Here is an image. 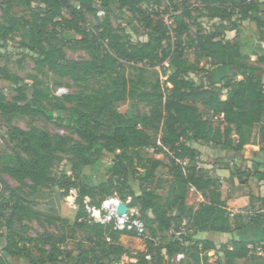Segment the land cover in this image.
Wrapping results in <instances>:
<instances>
[{
	"label": "trees",
	"instance_id": "obj_1",
	"mask_svg": "<svg viewBox=\"0 0 264 264\" xmlns=\"http://www.w3.org/2000/svg\"><path fill=\"white\" fill-rule=\"evenodd\" d=\"M33 1L43 9L33 10ZM162 1L0 0V49H7L10 40L20 35L30 38L27 47L37 55V75L27 80L0 67V79L15 92L9 99L0 90V124L6 126L0 180L8 176L19 184L5 186L0 195V217L6 220V231L0 234L6 239L0 264H13L9 259L31 264H165L180 252L189 255L192 264H210L209 253L219 254L217 264L246 260L264 264V257L257 255L258 248L264 254V211L247 216L248 222L243 215L231 218L230 197H223L218 178L199 168L200 152L190 146L195 141L241 153L247 132L255 128L264 146V81L259 66L264 65V56L259 65L250 64L240 43L225 41L222 33L235 31L244 22L255 23L264 32V0H167L174 6L177 1L186 3L188 18L195 10L220 22L217 30L195 36L189 35L188 24L167 26L159 13L146 8L151 4L161 8ZM22 6L28 8V15L14 13ZM98 10L105 16L91 25L90 18L100 19ZM120 21L129 26L136 22L147 41L134 44L127 30L115 24ZM64 32H72L73 37H61ZM67 48L85 52L88 59H68ZM190 52L197 61L189 59ZM199 59L207 60L211 68L201 69ZM149 67H160L161 72L151 77ZM199 73L203 81L197 85L190 75ZM49 75L57 77L56 87L76 91L53 95L43 79ZM39 117L62 122L68 135L38 128L33 122ZM27 118H31L28 130L14 126L15 120ZM150 149L163 154L169 165L144 155ZM106 156L111 164L101 179L86 175L87 169L101 167ZM65 160L71 164L72 176L66 171L54 173ZM252 164L264 177V163ZM164 167L170 179L158 173ZM235 175L247 176L240 170ZM52 188L61 190L65 198L77 191L74 219L44 216L30 201L39 189ZM166 189V194L160 193ZM192 191L203 199L197 208L188 204ZM113 197L130 198L129 205L140 209L153 236L187 222V245L170 237L159 248L146 241L147 250L133 254L121 238L143 240L144 235L131 228L114 231L108 225L89 223L88 207L101 209ZM247 198L245 209L264 204V198L251 193ZM35 221H45L56 231L32 237L30 224ZM240 231L246 238L253 232V240L237 238ZM206 232L234 238L221 246L196 240L197 234ZM69 241H74V248L69 249ZM147 253L153 255L152 261L146 260Z\"/></svg>",
	"mask_w": 264,
	"mask_h": 264
},
{
	"label": "rangeland",
	"instance_id": "obj_2",
	"mask_svg": "<svg viewBox=\"0 0 264 264\" xmlns=\"http://www.w3.org/2000/svg\"><path fill=\"white\" fill-rule=\"evenodd\" d=\"M163 4L161 6L162 9V18L168 21L169 23H185L189 25V35L190 36H195L197 32H204V33H209L217 30V27L219 26L220 22L214 21L209 19L205 13L202 11H191L192 12V17L188 18L186 15H184V12L186 11V3H181V1H177L176 6L172 5L170 2L167 0L162 1ZM147 3L144 5L146 6ZM32 8L35 11H40L43 9V6L39 4L37 1H33L32 3ZM29 10L27 7L22 6V8H17L15 10V14L17 15H23L26 13V15L29 14ZM161 15V14H160ZM3 17V10L0 7V20ZM130 17V15L128 16ZM161 17V16H160ZM100 19H91L90 18V24L91 25H96L99 24L102 20ZM116 25H122L127 30L128 35H130V39L134 44L142 41H147V34L146 32H143L139 29L138 25L136 22H133V26H129L126 21H120L118 23H115ZM227 29L231 27V23H227ZM223 33V39L225 41H231V42H238L240 43L241 46V51L242 54L246 55L249 59L250 64H258V59L262 56H264V32L261 31L255 23L252 22H244L239 24V27L235 31H224L222 30ZM64 37L66 39H70L73 37L72 32H64L61 34V37ZM174 37V34L172 36V39ZM184 40H186L184 38ZM174 41V40H173ZM180 42H178L179 44ZM30 44V38H27L26 40L22 39L20 35H16L13 39L10 40L9 46L7 49H0V52L2 53L3 57L0 60V67H8V69L13 73L18 76H20L23 79H28L29 76L31 75H37V70L36 66L34 63V59L37 57L35 52H33L30 48L27 47V45ZM66 54L68 59L74 60V61H81L88 59V55L85 52L79 51V52H74L70 49H66ZM189 59L191 61H197V59L194 57L192 52H190ZM199 67L201 69L204 68H209V62L205 59H199L198 60ZM261 67V76L264 81V65H259ZM211 68V67H210ZM149 71L151 72L149 75L151 77L158 75L161 72V68H148ZM57 77H54L53 75H49L48 77H43L46 87L50 90L53 91V95L57 96V92L60 89H65L67 91V94L73 93L76 91V88H70L67 86H61V87H56L55 82ZM190 79L193 80L197 85L201 84L203 81V73L199 74H191ZM28 83L31 84L29 81ZM68 83V82H65ZM29 84V85H30ZM71 85V83H70ZM0 90L3 91V93L11 99L14 95L15 92L11 88L10 84L2 79H0ZM144 112H148L149 109L145 107H141ZM199 108L203 111V107L199 105ZM67 117V116H66ZM31 121V118L27 119H17L13 122L14 126L19 127L23 130H28L29 128V122ZM34 125L37 126L40 129L46 130L49 133L52 134H60V135H68V132L63 129L60 125H62V122H50L44 118H37L34 122ZM6 132V126L4 124H0V148L1 150L6 149V142L4 137V134ZM247 136V145L245 147V150L243 151L244 153L236 159L235 157L228 158L227 162H224L226 159L225 157H220L218 154V149L219 147L213 146V149H211L213 152H211L208 147H205L204 143H196L195 141L191 142V144L195 147H202L201 149L204 152H209V155H207L204 161H202L201 166L207 165L209 167L214 166L212 164L213 162L209 161V159H212V161H216V165L214 168H204L206 171L212 172L209 173L210 176L218 178L221 181H224V183H221L222 187L221 190L224 193V197H230L231 198V203L229 204V213H235V215H240V213H244V220L248 222V217L246 216V212L249 213V211H264V204L258 202L255 205L254 209H245V202L248 201V199L242 200V199H237L240 200L236 202L237 200L232 199L233 193L232 191H237V189L240 188L241 181L243 183H246L245 185L249 189V192L245 190L243 187V190L237 191L241 194H243V197H248V195L251 193L255 196H259L261 198H264V177L262 175H259L256 173L255 168L253 167V160L256 158V154L258 156L264 157V152H262V149L264 146L260 143V135H259V129L255 128L252 130H249L246 134ZM77 139V137H75ZM199 144V145H197ZM144 155L148 157H155L157 159H161L165 166L169 165L168 160L164 157L163 154H158L155 152L154 149L150 150H144ZM226 156V154H223ZM67 159V157H65ZM233 162V164H231ZM111 164V160L109 157H104L102 160V165L99 168H96L95 170L92 169H87L85 171L86 175L90 176L94 180L101 179L102 176L105 173V169ZM225 164H229V169L230 173L227 175L228 178L223 180L222 177L217 176V170H223L225 167ZM203 165V166H204ZM200 168V167H199ZM240 170L241 172H245L247 176L243 178H239L235 174ZM66 171L69 176H72V171H71V164L67 160H65L61 165L57 166L54 170V173L59 175L61 172ZM262 173H264V170L261 169ZM158 173L162 176L165 177V179H170V176L167 173V168H160ZM236 178V183L231 184L229 181L231 178ZM101 177V178H100ZM3 180H0V186L2 187V191L5 186H9L11 188H18L19 184L16 183L14 180L9 178L8 176H3ZM234 181V180H233ZM61 191V190H60ZM167 189L164 191H161V194H166ZM3 193V192H2ZM25 193H28L26 191ZM62 195V199H65L64 207L66 209L67 214L64 216L66 218L74 219L75 213L77 211V206L75 204H72L71 201H67V199L71 196H74V192L71 191L69 197L65 198L63 197L62 191L60 192ZM245 194V195H244ZM7 195V193H6ZM200 194H197L195 191H192L189 197V203L192 205V207H197L198 204L203 201V199L200 197ZM33 197V196H32ZM30 196V200L32 199ZM200 197V198H199ZM242 200V201H241ZM0 199V203H1ZM131 201L130 198H128L127 202L129 203ZM36 204V203H35ZM130 206V205H129ZM131 209H134L130 206ZM238 213V214H237ZM264 213V212H263ZM31 227V235L33 237H36L38 234L43 233L44 231H50V232H55L56 228L55 226L47 224L45 221L43 223H38V222H32L30 224ZM6 231V220L0 217V234L5 233ZM149 231V230H148ZM152 235V234H151ZM215 235V236H214ZM196 240L202 241V238H199L198 235L195 236ZM209 238V237H208ZM234 238V235H217V234H212L210 240L213 241L218 245H229L230 241ZM124 239L121 243L123 246H125L127 249H130L133 254L137 253H142L145 252L146 249V240L145 238L138 239V238H133V237H123ZM79 240V239H78ZM169 240V238L164 239V243H166ZM68 247L69 249L75 247L74 241H69L68 242ZM2 251V250H1ZM209 263L210 264H217L219 260V254H211L209 253ZM257 255L264 257V254L261 252L260 248L257 250ZM11 262L13 264H31L29 261L26 260H20V259H11ZM251 260H246L242 261L240 264H250ZM181 264H192L191 258L189 255L185 254V259Z\"/></svg>",
	"mask_w": 264,
	"mask_h": 264
},
{
	"label": "built area",
	"instance_id": "obj_3",
	"mask_svg": "<svg viewBox=\"0 0 264 264\" xmlns=\"http://www.w3.org/2000/svg\"><path fill=\"white\" fill-rule=\"evenodd\" d=\"M146 8L152 14H155L156 12L161 14L160 16L162 18V9L158 8V6L151 4V5H148ZM97 16L99 18H103L105 16V12L103 10H98ZM165 22L167 26L171 25V23H169L168 21L165 20ZM166 66L168 67V64H166ZM66 94H67V91L65 89H60L57 92V96H64ZM215 121H217V118L215 119ZM188 162L189 160L186 159L185 165ZM2 192H3L2 187L0 186V195L2 194ZM72 192H74V196L69 197L67 201H71L72 204H75L76 199H77V191L72 190ZM89 202H90L89 199H87V203ZM121 205H126L127 207V212L124 214L119 213V208ZM88 210H89V216H88L89 223L108 225V226H111L114 231L124 230L126 228L134 229L139 234L144 235L145 240L150 241L152 243V246L155 248H159L164 244V237L175 238L182 245H187V242H185V237H184L190 233V231L187 228V222H184L179 227L174 225L170 229V231L166 233L165 235L153 236L151 235V233L148 231L146 227V224L143 220L140 209L138 208L131 209L127 201H122L119 198L113 197V198L107 199L102 204L101 209H97L95 207L93 208L88 207ZM254 213L255 211H249V213L246 212V216H250ZM229 215L231 218H233L235 216V213H229ZM240 215H245V214L240 213ZM152 259H153V255L151 253H147L146 260L152 261ZM184 259H185V253L180 252L176 254L174 257H172L171 259L167 258L164 261V263L165 264H181ZM131 261L136 262L135 259H132Z\"/></svg>",
	"mask_w": 264,
	"mask_h": 264
},
{
	"label": "crops",
	"instance_id": "obj_4",
	"mask_svg": "<svg viewBox=\"0 0 264 264\" xmlns=\"http://www.w3.org/2000/svg\"><path fill=\"white\" fill-rule=\"evenodd\" d=\"M196 143H202V142H196ZM197 145H199V144H197ZM190 146L191 147H193V148H195L197 151H199L200 152V168H202V169H204V168H214V166L216 165V161L214 160V161H212V159H209V161H211V162H213L212 164H214V166H212V167H209V166H207V165H202L201 166V163H202V161H204L206 158V156L207 155H209V152H204L201 148L202 147H195V146H193L191 143H190ZM208 147V149L211 151V152H213L214 153V151H212L211 149H213V146H215V145H212V144H205V147ZM217 147V146H216ZM218 154H219V156L222 158V157H225L226 159L224 160V162H227V159L228 158H232V157H235L236 159L239 157V159H240V156L244 153V152H241V153H234V152H232V151H230V150H225V149H222V148H220L219 147V149H218ZM223 154H226V156H224ZM256 156V158H254V160L253 161H255V162H257L256 160H258V162L259 163H264V157H262V156H258V154H256L255 155ZM231 164H233V162H231ZM226 167V166H225ZM205 170V169H204ZM208 172V171H207ZM217 172V176L218 177H222L223 178V180H225V178L227 179L229 176L227 175V173L229 174L230 173V169H226V168H223V170H217L216 171ZM209 173H211L212 174V172H210L209 171ZM228 176V177H227ZM231 178H232V176H231ZM236 178H232V179H230V183L231 184H234V183H236V180H235ZM234 180V181H233ZM220 182L221 183H224V181H221L220 180ZM246 183H243V181H241V184L239 185L240 186V188L239 189H237V191H239L240 192V190H243V187L245 188V190H247L248 192H249V189L247 188V186L245 185ZM221 187H222V185H221ZM237 191H232V193L234 194L233 195V197H232V199H235V200H237V199H242V200H245V199H248L246 196L245 197H243V194H241V193H239V192H237ZM60 190L59 189H57V188H52V189H39L37 192H36V194L32 197V199L30 200L31 202H33V203H36L35 205L37 206V211L40 213V214H42V215H44V216H49V217H62V218H66L64 215L65 214H67V212H66V209H65V207H64V201H65V199H62V195L60 194ZM191 194V193H190ZM222 194H224L223 192H222ZM245 195V194H244ZM201 197V196H200ZM199 197V198H200ZM223 197H224V195H223ZM229 197V196H228ZM228 197H224V198H228ZM202 198V197H201ZM231 199V198H230ZM241 200V201H242ZM232 201V200H231ZM231 201L229 202V204L231 203ZM238 201H240V200H237L236 202H238ZM202 202V201H201ZM200 202V203H201ZM199 203V204H200ZM188 204L190 205V206H192L190 203H189V201H188ZM198 204V205H199ZM198 207V206H197ZM197 207H195V208H197ZM75 215H76V213H75ZM75 217V216H74ZM68 219H70V218H68ZM246 232H248V230H245ZM245 231H240V232H237L236 233V237L238 238V237H240V236H242V238L241 239H245V240H253V237L254 236H252V235H254V233L252 232L250 235H249V238L247 237H245V235H244V233H245ZM212 234L213 233H211V232H206V233H199V234H197L198 235V237L199 238H202L203 240H208V241H211L210 240V238H211V236H212ZM214 234H216V233H214ZM217 235H223V234H217ZM32 237H33V235H31ZM215 236V235H214ZM123 237H127V236H123ZM122 237V238H123ZM209 237V238H208ZM121 238V242L124 240V239H122ZM215 240H213V241H211V242H214ZM215 243V242H214ZM216 244V243H215ZM5 245H6V239L4 238V237H1V239H0V251L2 250V249H4V247H5ZM9 261L11 262V259H9ZM12 263V262H11Z\"/></svg>",
	"mask_w": 264,
	"mask_h": 264
},
{
	"label": "water",
	"instance_id": "obj_5",
	"mask_svg": "<svg viewBox=\"0 0 264 264\" xmlns=\"http://www.w3.org/2000/svg\"><path fill=\"white\" fill-rule=\"evenodd\" d=\"M257 162H258V160H256ZM127 212V207H126V205H121L120 206V208H119V213L120 214H124V213H126ZM99 214H101V213H99Z\"/></svg>",
	"mask_w": 264,
	"mask_h": 264
}]
</instances>
